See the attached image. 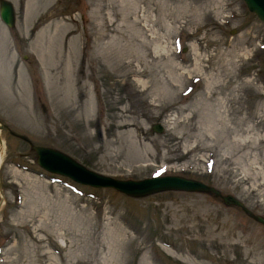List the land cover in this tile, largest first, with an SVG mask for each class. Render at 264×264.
<instances>
[{
	"label": "rangeland",
	"instance_id": "1",
	"mask_svg": "<svg viewBox=\"0 0 264 264\" xmlns=\"http://www.w3.org/2000/svg\"><path fill=\"white\" fill-rule=\"evenodd\" d=\"M9 1L0 264H142L146 252L152 264H264V226L243 208L79 184L13 135L120 180L197 179L264 217V23L243 0H38L30 19L25 0Z\"/></svg>",
	"mask_w": 264,
	"mask_h": 264
},
{
	"label": "water",
	"instance_id": "2",
	"mask_svg": "<svg viewBox=\"0 0 264 264\" xmlns=\"http://www.w3.org/2000/svg\"><path fill=\"white\" fill-rule=\"evenodd\" d=\"M243 1L248 10L254 13L257 18L264 23V0ZM0 18L6 25L13 26L14 13L11 2L0 0ZM3 127L4 126L0 124V128ZM153 130L160 132L161 127L158 124H155ZM13 135L20 137L31 145V148L36 154V162L40 167L46 171L66 176L77 183L91 185L93 187H111L116 191L131 197H141L169 190L208 192L221 197L223 202L227 205L241 206L244 208L242 203L232 195H221L217 189L198 180L177 175L155 176L139 180H120L91 171L75 161L69 155L59 150L33 145L30 140L22 134L13 133ZM244 210L252 216V218L264 225V218L252 215L245 208Z\"/></svg>",
	"mask_w": 264,
	"mask_h": 264
},
{
	"label": "bare ground",
	"instance_id": "3",
	"mask_svg": "<svg viewBox=\"0 0 264 264\" xmlns=\"http://www.w3.org/2000/svg\"><path fill=\"white\" fill-rule=\"evenodd\" d=\"M36 1H38V0H26V2H25V9H24V11H25V17L27 18V19H30V18H32L35 14H37V13H40L41 12V8H37V7H35V5L37 4V2ZM45 23V22H44ZM49 25H50V23L48 24H45L44 26H42V28H40V29H38L37 30V36H39L40 35V32L42 31V29L44 28L46 31L48 30V28H49ZM57 26H59V25H54V27H57ZM36 36V35H35ZM37 42H39V37L37 38ZM36 42V43H37ZM36 50V51H35ZM34 50V54H35V56H36V58H38V60H39V63L41 64V66L43 65V56H44V54H43V50H38V49H35ZM45 57L47 58V55H46V52H45ZM122 126H124V127H126V126H128V125H132V123H128V122H124V123H122L121 124ZM4 147H5V143L3 142V140L0 138V163H1V161H2V159H3V153H4ZM16 175H19V172H17L16 173ZM163 176V175H162ZM121 232L123 233L122 234V238H121V242H124V234H125V231L124 230H121ZM130 245H128L127 247H126V249H128L129 251H132V250H134V248H135V244H136V241L133 239V238H131V240H130ZM235 244H237V242H234L233 243V245L232 246H235ZM230 246L231 245V243H226L225 244V246ZM165 250H166V252L168 253V254H170V255H172V256H174V257H177V258H179V259H183L182 258V256H180V255H177L174 251H172L171 249H169L168 247H166V246H162ZM122 248H124V247H122ZM224 257H225V255H223ZM142 258V264H152V262L149 260V256H148V253L146 252V253H144L142 256H141ZM223 264H229V263H231V260H230V258H228V257H225V260H223V262H222ZM249 264H251V263H249Z\"/></svg>",
	"mask_w": 264,
	"mask_h": 264
},
{
	"label": "flooded vegetation",
	"instance_id": "4",
	"mask_svg": "<svg viewBox=\"0 0 264 264\" xmlns=\"http://www.w3.org/2000/svg\"><path fill=\"white\" fill-rule=\"evenodd\" d=\"M25 2H26V0H25Z\"/></svg>",
	"mask_w": 264,
	"mask_h": 264
}]
</instances>
